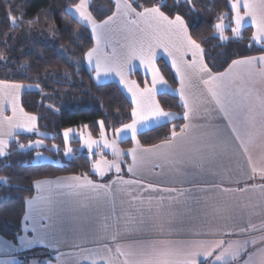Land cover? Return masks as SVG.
<instances>
[{
  "label": "crops",
  "instance_id": "crops-1",
  "mask_svg": "<svg viewBox=\"0 0 264 264\" xmlns=\"http://www.w3.org/2000/svg\"><path fill=\"white\" fill-rule=\"evenodd\" d=\"M111 1L115 5L114 14L117 10V0ZM88 2L90 6L92 0ZM240 4V15L244 16L243 0H240ZM229 8L233 17L230 3ZM68 13L86 27L92 37L91 26L80 20L75 7L69 8ZM244 23L251 28L252 34L256 31L252 22ZM110 28L113 37L111 46L105 47L103 43L100 45L101 53L109 55L113 49L117 54L122 53L124 51L122 45L138 37L139 29L150 31L144 21L130 25L123 15L118 16ZM92 40L95 48L96 41L93 37ZM176 56L179 61V54L177 53ZM159 58L163 59L170 68L176 81V88H170L167 83L158 85L156 97L158 94L176 97L182 105L184 116L183 102L176 91L181 84L172 67L171 58L163 52V49H157L155 62ZM183 60L191 61V53L188 52ZM85 66L88 71L91 70L92 79L96 84L115 83L132 105L131 96L120 83L119 77L114 73L102 78L94 76L95 60L90 66L85 58ZM229 66L222 73L228 72ZM132 71H139L143 77L144 86L140 87L141 89L145 84L148 87L152 86L151 75L139 66L138 60L132 62V70L126 73V75L129 73L127 78L129 81H135L130 77ZM226 83L235 101L234 111L239 113L238 128L247 150L236 139L232 129L227 127L228 120L218 112L203 83L193 76L187 82L186 94L189 102L198 108V112L188 121L182 116L183 125L176 132L175 141L170 138L167 142L156 144L166 145L160 150L159 155H146L143 163L138 164L133 172H129L128 169L133 164L129 150L136 146L129 137L126 140L131 141V146L127 149L121 148L125 153V164L119 173L106 171L100 176L92 167L91 172L97 179L95 181L87 176H62L40 180L51 182L40 190L34 187L35 183L33 184L32 197L53 202L55 208V215L51 221L53 228H64L62 242L56 245L55 254L60 257L56 264H90L92 260L97 264H107L108 261L112 264H123L125 256L117 253V244L121 245L122 251H128L129 245L138 246L159 241H171L176 244H207L216 240H223L225 247L230 243H238L242 246L238 259L232 264H244V261H248L250 257L251 264H256L259 254L264 251V174L260 170L264 167V108L260 105V98L264 97V82L258 77L253 80H249L247 76L237 79L230 73L226 77ZM28 88L21 85L18 101L20 108L21 95L29 90ZM3 103L2 116L12 117L11 102ZM169 113L172 114L170 120L150 121L139 129L137 135L156 126L176 121L178 116ZM249 115L254 117L252 126H247L244 122V117ZM36 124L35 121V130ZM185 124L189 127L181 134ZM215 125H220L224 129L223 136L228 140L226 147H212L218 144ZM8 131L6 123L0 124V139H5L7 144L15 136L29 133L20 127L11 129V136L7 134ZM248 132L253 136L251 142ZM138 145L140 149L153 147H143L139 143ZM253 166L256 167L255 172L252 170ZM73 177H78L80 183H83L84 178L87 177L95 184L110 187L99 191L93 189L77 191L69 187L76 183L71 179ZM122 180L136 183L125 185L121 183ZM150 185L156 190H149ZM26 201L24 215L29 211ZM23 218L20 237L26 236L31 239L34 235L31 232V221H24ZM41 223L49 222L41 221ZM25 224L29 225L27 233L23 231ZM220 251L215 249L213 255L207 257L210 258L208 264H212ZM42 252L44 256L39 255ZM48 255V251L41 245L22 246L19 238L16 244H12L0 237V264L6 262L20 264L25 258L28 261L33 260L35 264L34 258L43 260ZM207 258L198 257V264H205L204 260Z\"/></svg>",
  "mask_w": 264,
  "mask_h": 264
},
{
  "label": "trees",
  "instance_id": "trees-1",
  "mask_svg": "<svg viewBox=\"0 0 264 264\" xmlns=\"http://www.w3.org/2000/svg\"><path fill=\"white\" fill-rule=\"evenodd\" d=\"M80 0H0V82L29 87L22 93L20 106L36 117V130L49 138L17 135L8 144L7 154L0 157V237L16 244L21 235L24 204L34 195L36 181L62 176L92 174V163L79 152L73 141V157L62 154V133L86 127L93 138L100 133L101 122L107 133L131 122L132 105L120 88L112 82L96 84L85 66V54L93 49L90 31L72 18L68 9ZM136 11L159 8L174 19L179 15L188 27L189 37L200 45L204 64L213 74L222 73L234 61L264 54V48L251 45L252 30L245 27L242 39L222 43L215 36V25L226 15L231 27L230 0H128ZM111 0H92L89 13L97 23L112 16ZM15 19V24H13ZM225 33L230 35V29ZM160 75L176 88L175 78L163 59L156 60ZM131 77L139 87L144 79L134 72ZM157 103L165 112L178 116L176 121L140 132L136 140L143 147L167 142L172 132L183 125V108L178 99L158 94ZM45 148L40 152L52 163H35V149L21 150L36 140ZM56 147V151L51 147ZM131 141L119 143L127 149ZM23 259L20 264H26Z\"/></svg>",
  "mask_w": 264,
  "mask_h": 264
},
{
  "label": "snow or ice",
  "instance_id": "snow-or-ice-1",
  "mask_svg": "<svg viewBox=\"0 0 264 264\" xmlns=\"http://www.w3.org/2000/svg\"><path fill=\"white\" fill-rule=\"evenodd\" d=\"M231 10L236 27L233 29V33L240 31L241 22L245 17H251L252 25L256 28V31L252 34V39L258 44L264 45V0H243L244 16L240 15V0H230ZM89 2L88 0H80L75 5V12L79 14L81 21L87 22L91 26L92 37L96 41V47L91 49L85 54V58L92 65L95 60V66L93 71L96 77L108 76L115 74L120 79V83L127 90L131 96L132 110H131V123L124 124L123 127L116 129V135L119 137L122 133H130L132 141L135 147L129 150V155L132 157L133 164L129 167L128 171L133 172L136 166L143 163L146 155H159L160 150L166 145H155L152 148L140 149L136 140L137 133L140 128L146 126L150 121H163L170 120L172 114L165 112L160 105L156 102L157 86L165 85L166 81L160 76L159 71L155 67V59L157 55V49H163V52L171 58L172 67L176 71V76L180 80L181 87L176 91L179 93L180 99L183 102L184 116L183 118L188 121L194 114L198 112V108H195L190 102L186 94V85L193 76L200 79L205 86L208 96L216 104L218 112L222 113L224 118L228 120L227 127L232 129V132L236 135V139L241 142V145L247 150L245 141L239 131L238 125L240 123L239 113L234 111L233 105L235 101L232 99V94L228 90L226 83V77L231 73L234 78H241L247 76L249 80H253L258 77L261 82H264V55L259 57H250L241 60H234L232 65L229 66L228 72L218 73L213 75L209 67L203 62L202 49L199 44L195 43L188 35V27L185 25L184 20L177 15L174 19H169L167 15L159 10V8H143L142 11L137 12L127 0H117L116 12L104 20L103 23H97L88 12ZM123 15L128 24L136 25L138 21H144L147 24L149 30L139 29L140 35L133 39H130L125 45H122L124 51L117 54L113 49L111 55L107 53H101L100 45L103 43L105 47L111 46L113 37L111 36V28L116 18ZM13 19V24H15ZM215 28L220 32V39L225 40L223 36V25L218 23ZM129 31H132L129 29ZM191 53L192 60H183V57L188 53ZM179 54L180 60H177L176 54ZM199 57V59H198ZM138 60L139 66L151 75L152 86L141 89L136 81H129L126 78V73L132 70V62ZM242 70V71H240ZM206 77V78H205ZM21 85L19 84H7L0 82V124L6 123L9 131L8 135H12L11 129L15 127L23 128L25 132L33 131L35 127V116H29L24 113L23 109L19 107V93ZM4 101H10L12 104L13 116L5 118L2 116L4 111ZM260 105L264 108V97L260 98ZM251 112V109H249ZM235 117V118H234ZM244 122L247 126L254 125V117L249 115L244 117ZM101 137L103 138L104 125L101 122ZM189 127L185 124L181 129L183 134ZM214 130L216 133L217 145L212 146H227L228 140L223 136L224 129L220 125H215ZM71 130L63 133L65 141L69 138ZM249 142H251L253 136L251 132H248ZM177 138V133L172 132V141ZM81 140L87 145L89 152L93 148V145L98 144V141H94L89 136L85 139L81 136ZM8 147L5 139H0V157H4L6 148ZM23 149V145L20 146ZM105 148H111L113 154L119 158L120 152L115 147V142L109 144L104 141ZM68 151H71L70 149ZM67 155V152H66ZM251 163V161H250ZM94 172L97 175L103 176L104 173L113 167L117 173L120 172V165L117 163H109L106 160H97L93 164ZM253 172L256 171V167L253 166ZM261 173L264 174V167H261ZM76 183L69 185V187L79 190L93 189L103 190L108 185L95 184L87 177L84 178L83 183H80L78 177L71 178ZM49 181H36L34 187L37 190L43 188L44 185L50 184ZM122 184L136 183L135 181H121ZM149 190L155 191L153 186H149ZM168 191H175V189H168ZM26 203L29 206V211L24 215V221H31V232L34 233L31 239L26 236L19 237L20 244L22 246L31 247L32 245H41L49 253L43 260L34 258L35 264H56V261L60 259L56 252V245L62 242V233L64 228H53L51 223L53 215H55V208L51 200H44L40 197H32L27 200ZM41 221H48L49 223H41ZM23 231L27 233L29 231V225L25 224ZM255 243V241H252ZM78 246V245H76ZM9 247L11 245L9 244ZM128 251H122L121 245H116V251L120 255L125 256L123 264H198V257H209L213 255L215 249H220L218 255L215 256V260L212 264H232V261L237 260L242 246L240 244H228L224 245L223 240H216L207 244L195 243V244H176L171 241H159L151 244H142L138 246L129 245ZM40 256H44V253H40ZM230 257L231 259H225ZM11 264V262H6ZM26 264H33V260H29ZM90 264H97L95 260H92ZM107 264H112L108 261ZM244 264H251V257L248 261H244ZM256 264H264V251L259 254Z\"/></svg>",
  "mask_w": 264,
  "mask_h": 264
},
{
  "label": "rangeland",
  "instance_id": "rangeland-1",
  "mask_svg": "<svg viewBox=\"0 0 264 264\" xmlns=\"http://www.w3.org/2000/svg\"><path fill=\"white\" fill-rule=\"evenodd\" d=\"M247 21V22H251V18H248V17H245L244 20L241 22V26H240V31L238 33H233V29L236 27V24L234 22V19L233 17L231 16V27L229 28L228 27V24L226 22V15H223L220 20L218 21V23L222 24L223 25V36L226 37L225 40H221L220 39V32L215 28V36L220 40V42L222 43H227L229 41H239L240 39H242V31L245 27H248V26H245L244 22ZM217 23V24H218ZM245 26V27H244ZM230 29V35H227L225 33V31L227 29ZM250 42H251V45H254L256 47H261V48H264V45L262 44H258L256 43V41H254L252 39V37L250 38ZM161 59V58H159ZM158 60V59H157ZM156 63V62H155ZM156 66V64H155ZM157 68V67H156ZM91 72V70H89ZM135 71H132L131 75L134 73ZM139 73V71H137ZM129 74V73H128ZM128 74L126 75V78H128ZM94 76L96 75L95 72L93 74ZM130 75V77H131ZM103 76H101L102 78ZM132 78V77H131ZM133 79V78H132ZM104 83H108V82H104ZM103 83V84H104ZM113 83V82H112ZM102 84V83H100ZM30 89V88H28ZM131 123V122H130ZM101 125V124H100ZM99 125V127H100ZM100 129V133L98 135L97 138H93L89 131L87 130L86 127H83V128H79V129H70L71 132L69 133V138L67 140V142L65 141V137L63 135V133L65 131H68V130H65L63 133H62V140H63V148H62V154L64 156V158L66 160H69L73 157V149L75 147H73L71 145V143L73 141H78L79 143V148H78V151L79 152H83L84 154H86L89 158H92L93 156H96V161L97 160H106L108 161L109 163H117L120 165V170L123 166V164H125L124 162V156H125V153L121 150V148L119 147V143L128 139L129 137H131V134L130 133H122L119 137H117L116 135V131L114 133H107L105 131V129L103 128V132H104V135H103V138L101 137V127L99 128ZM26 135H36L37 137L39 138H49L48 135L46 134H43V133H40L38 132L37 130L34 129V131H31L29 133H26ZM81 136H83L85 139H87L89 136H91V139L94 140V141H98L99 143L96 144V145H93V148L91 150V153L89 152V149L87 147L86 144H84L81 140ZM104 141H107L109 144L115 142V147L116 149L119 150L120 152V156L119 158H117L114 154H113V151L111 148H105L104 147ZM42 148H45V145H44V142L40 139V140H36L34 141L33 143L31 144H28L26 147H23V149H20L21 150H28V149H35L36 150V154H35V163H52L53 160L51 158H49L48 156L42 154L40 152V150ZM71 150V151H68V150ZM51 150L53 151H56V147L52 146L51 147ZM6 153H7V149L5 150ZM66 152H67V155H66ZM6 156V155H5ZM95 161V162H96ZM94 171V169H93ZM109 172H117L116 169L113 167L112 169L108 170ZM205 261V264H208L210 262V258H207L204 260ZM233 262V261H232Z\"/></svg>",
  "mask_w": 264,
  "mask_h": 264
}]
</instances>
